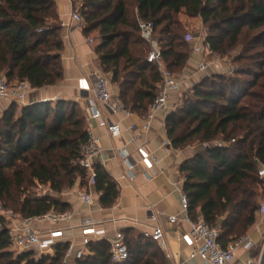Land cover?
Instances as JSON below:
<instances>
[{"label": "trees", "instance_id": "obj_1", "mask_svg": "<svg viewBox=\"0 0 264 264\" xmlns=\"http://www.w3.org/2000/svg\"><path fill=\"white\" fill-rule=\"evenodd\" d=\"M83 3V33L95 38L101 72L117 87L124 109L144 118L163 78L158 66L148 62L152 44L142 37L140 22L154 24L153 38L165 67L174 75L187 65L191 54L189 35H183L184 26L177 19L182 12L203 20L211 54L242 51L234 61L243 62L236 75L205 79L182 107L169 114L166 127L173 149L185 150L195 143L201 147L180 167L189 216L198 221L200 214L209 226L220 228L224 245L246 236L257 223L256 200L259 189L264 190L258 176L264 165V0ZM63 50L56 0H0V79L11 85L29 82L33 89L55 86L63 80ZM89 134L85 114L75 101L23 107L13 102L0 119L1 206L20 219L70 212V205L57 198L28 193L36 186L55 195L78 182L88 187L89 174L79 161ZM216 142L229 146L202 147ZM93 186L101 207L116 204L119 189L101 166L95 167ZM124 240L130 257L118 264H167L153 241L125 234ZM67 249V243H59L54 256L37 261L34 252L12 249L8 224L0 229V264H63ZM89 252L78 264H117L112 262L108 241L92 242Z\"/></svg>", "mask_w": 264, "mask_h": 264}, {"label": "crops", "instance_id": "obj_2", "mask_svg": "<svg viewBox=\"0 0 264 264\" xmlns=\"http://www.w3.org/2000/svg\"><path fill=\"white\" fill-rule=\"evenodd\" d=\"M56 4L64 44L62 52L63 80L55 86L33 89L21 107L39 102L58 101L59 99L77 102L87 119L89 133L99 139L102 148L101 153L94 160V165L95 167L101 166L106 170L120 192L119 198L112 208L101 207L100 195L96 193L90 182L88 187H82L78 182L73 189L63 193L60 200L70 205V212L74 214L73 222L76 228L73 232L65 235L64 243H74L76 247H80L83 235L79 227L84 219H90L97 229L105 232L110 240L114 239L117 232H122L130 238L138 235L143 236L145 231L150 232L155 225L151 221L150 213V209L155 207L154 209L161 213L157 224L164 231V240L170 254L169 259L165 256L167 264H204L200 259L189 260V251L181 241V236L189 231V225L184 221L174 224L168 223L166 219L168 216H179L182 220L186 216L181 205V197L184 194V179L180 167L187 160L196 156L201 148L196 146L185 150H175L172 146L164 145L170 141L166 120L169 114L174 112L178 93L170 98L166 110L155 117L151 130L145 136L147 150L160 162L154 180L149 181L143 174L141 167L135 170L136 178L134 181L122 180L121 176L126 173L127 168L118 157L117 149H121L129 142L130 135L125 132L119 137H111L106 129L101 128L96 120L91 119L86 98L81 97V92L78 90L80 79L93 78L96 73L101 72L99 60L95 53V40L92 37L87 38L83 29L72 19V14L75 11L73 0H56ZM89 39L94 41L93 45L89 44ZM190 42L192 49L201 44L194 37H191ZM202 59L201 55L195 54L191 57L190 62L199 67ZM110 90L114 101L118 100L117 87L110 85ZM12 103V101L0 99V118L11 107ZM101 110L104 118L112 123H121L125 129L131 125L141 128L145 122V118L138 114L112 115L104 109ZM129 149L132 154L131 160L137 162L135 148L130 146ZM86 190L94 193L92 206L85 205L79 199L80 193ZM198 215L200 220L201 215ZM190 219L194 221L191 217ZM262 221V217L258 216L257 223L247 234L255 243L254 248L250 252L239 249L235 264H247L249 261H252V264H259L263 248L257 262L251 256V252L264 241V223Z\"/></svg>", "mask_w": 264, "mask_h": 264}, {"label": "built area", "instance_id": "obj_3", "mask_svg": "<svg viewBox=\"0 0 264 264\" xmlns=\"http://www.w3.org/2000/svg\"><path fill=\"white\" fill-rule=\"evenodd\" d=\"M80 9L75 7L72 14V19L81 28H84L83 18L79 13ZM142 37L152 44V51L148 56V62L158 66L162 74V84L158 96L148 111L145 118L144 125L139 128L136 125H131L125 129L121 123H112L104 118L102 110L104 109L112 115L126 114L131 112L126 111L121 103L114 101L110 90L108 78L102 73H96L93 78H83L78 81V90L82 93L88 94L87 101L90 117L98 122L101 128L107 130L109 135L113 138L121 136L127 132L130 135L129 142L121 149H117V155L127 168L126 173L121 176L122 180H135V170L138 167L142 168L143 174L149 181H153L156 176V169L159 167V160L147 150L145 136L151 130L152 122L155 117L166 110L170 98L179 93L181 90V83L177 77L168 70L164 63L161 50L153 38L154 24L152 22H140ZM191 40V37H189ZM90 45L94 44L92 39L88 40ZM198 54L203 57L199 63L200 71H206L208 65L205 63V55L211 54L208 46L205 45V40L193 49V55ZM33 91L29 82L17 83L11 85L6 78L0 79V99L9 100L16 103L23 104L27 95ZM234 142V141H233ZM165 146H171V141H167ZM130 146L135 148L137 162H133L132 154L129 149ZM212 146L228 147L229 144L223 142H216L214 145L204 144V149H210ZM102 148L98 138L89 134V141L82 146V158L79 165L85 169L89 174L90 185H93V178L95 175V158L101 153ZM258 176L264 186V165L258 170ZM79 199L87 206L94 204V193L84 191L80 193ZM181 205L186 214L182 220L179 216H168V223L186 222L190 229L181 236V241L189 251V260L200 259L204 264H235L237 253L239 249L250 252L255 243L249 235H246L238 240L224 245L222 242V232L218 227L209 226L203 219L192 221L188 216L189 199L183 194L181 197ZM152 207L150 209L151 221L155 224L153 229L145 231L143 237L158 244L162 252L169 259L168 247L164 240V231L158 226V218L161 215ZM258 216L262 217L264 223V200L259 203ZM74 214L71 212H55L51 211L41 216H35L28 219H20L12 212L0 206V223L6 221L10 230V238L12 249L16 252H34L35 259L38 261L42 257L51 256L55 253V246L59 243L65 242V235L73 232L76 228L73 222ZM47 227V228H45ZM83 235V240L80 247H76L74 243L68 244L63 264H78V262L85 260L89 255V246L92 242L105 240L111 244V257L113 263H123L129 260V250L124 240V234L117 232L113 240H110L104 231L97 229L95 224L90 219L82 220L79 227ZM264 254L263 249L259 264L262 261ZM247 264H252L249 261Z\"/></svg>", "mask_w": 264, "mask_h": 264}, {"label": "rangeland", "instance_id": "obj_4", "mask_svg": "<svg viewBox=\"0 0 264 264\" xmlns=\"http://www.w3.org/2000/svg\"><path fill=\"white\" fill-rule=\"evenodd\" d=\"M76 8L81 9L84 6L83 0H77L74 2ZM80 15L83 17L81 11ZM177 19L182 23L184 26V36L189 35V37H194L198 40L199 43H202L207 37L208 31L207 27L204 25L203 20L201 18H190L185 15V12H182L181 15L177 17ZM94 40V36H92ZM191 41V40H190ZM191 54L190 59L193 56V49L190 42ZM242 51L239 50H232L227 55L222 56L219 54H209L208 56L205 55V63L208 65L207 71H200L199 67L192 65L190 60L188 61L187 65L181 70H175V75L177 80L181 83L182 88L180 92L177 94V99L175 102V107L173 111H176L179 107H182L185 103V100L193 96V90L198 87L205 79H212L215 76H219L221 78H232L236 74L235 72L238 70L239 65L243 62L236 63L234 62L236 58L240 56ZM198 66V65H197ZM250 80H253L251 77ZM15 85L14 83L12 84ZM207 86V84H206ZM253 91H258L257 88H254ZM60 100V99H59ZM58 100V101H59ZM19 107L22 106L21 103H17ZM1 119V118H0ZM198 146L197 143L191 147ZM189 147V148H191ZM200 147V146H199ZM187 148V149H189ZM264 189V188H263ZM264 192V190H263ZM259 189V193L261 196L257 198L256 202L259 204L262 200H264V193ZM28 195L33 197H42V196H52L60 200L62 195H55L49 191L48 188L43 186H36L29 190ZM2 204L0 203V206ZM7 222L4 221L0 223V229L6 225ZM263 248V242L258 244L257 248H255L251 252V256L254 258L255 262L259 261V254L261 249Z\"/></svg>", "mask_w": 264, "mask_h": 264}, {"label": "water", "instance_id": "obj_5", "mask_svg": "<svg viewBox=\"0 0 264 264\" xmlns=\"http://www.w3.org/2000/svg\"><path fill=\"white\" fill-rule=\"evenodd\" d=\"M87 96H88L87 93H85V92H82V93H81V97H83V98H87Z\"/></svg>", "mask_w": 264, "mask_h": 264}]
</instances>
